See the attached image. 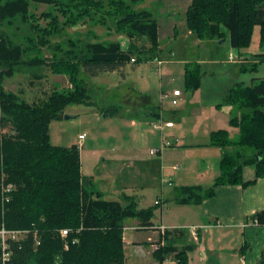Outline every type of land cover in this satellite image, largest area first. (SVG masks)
<instances>
[{
    "label": "trees",
    "instance_id": "obj_1",
    "mask_svg": "<svg viewBox=\"0 0 264 264\" xmlns=\"http://www.w3.org/2000/svg\"><path fill=\"white\" fill-rule=\"evenodd\" d=\"M139 1L142 0H0V227L28 231L9 244L8 264H125V220L137 218L142 226L151 224L154 207L138 208L129 195H123L121 200L103 197L92 187L91 179L81 176L78 144L55 145L49 136L50 121L62 118L65 106L90 102L82 72L95 76L118 70L127 62L153 59L158 67V21L151 11L132 7ZM37 3L49 8L39 15L29 12ZM85 17L93 23H110L114 32L126 35L127 47L122 48L118 40H84L77 45L79 42L70 39L66 50L53 51L50 57L29 56L37 43H45L47 36ZM28 18L36 20L30 22L29 28L37 30V42L13 41L5 27L15 19ZM40 18L46 20L41 28L36 25ZM185 22L199 39L220 38L224 28L233 48H247L255 26L259 27L260 43L264 42V0H190ZM255 56L264 60V53ZM21 66L31 67L35 78L42 77L40 69L46 66L53 74L66 75L71 87L54 88L45 97L28 103L2 86L4 76L13 75ZM201 75L197 62L185 63V90H197ZM223 103L235 108L229 124L238 129V138L232 139L227 129L211 131V143L225 148L220 173L202 195L192 189L201 188L199 185L182 186L181 193L187 195L178 200L180 203L201 202L213 196L220 184L246 186L264 177V78L248 85L237 83L226 93ZM159 117L158 114L156 119ZM230 147L234 150L227 151ZM245 165H253L254 177L250 180H243ZM7 185L9 190H2ZM250 217L253 223L264 224V209ZM62 228L67 229L65 236L60 234ZM163 244L154 251L160 262L172 253V264H190L187 251L191 245ZM258 264H264V250Z\"/></svg>",
    "mask_w": 264,
    "mask_h": 264
},
{
    "label": "rangeland",
    "instance_id": "obj_2",
    "mask_svg": "<svg viewBox=\"0 0 264 264\" xmlns=\"http://www.w3.org/2000/svg\"><path fill=\"white\" fill-rule=\"evenodd\" d=\"M189 2L190 0H142L133 4L134 9L151 11L157 21L161 23V26L165 28L166 33L162 32L160 39L162 57L157 59V63L161 61L160 71L157 70L153 59L152 61L144 60L138 63L127 62L119 70L95 76L84 75L82 72L81 76H84L86 80L90 102L68 104L63 109V114L70 115L71 118L65 119L62 115V118L52 119L49 123V136L52 144L70 146L76 143L79 145L81 176L91 179L94 183L92 185L94 189L104 190L103 197L121 200L122 197L118 195L116 187L124 183V185H129L130 188L133 186L132 192L135 194L134 199L138 207L152 204L153 199L160 195L161 205L165 210L168 206L170 209V213L166 212V214L169 217L172 215L174 217L179 216L185 221L184 223L190 221L187 214H190L192 212L190 209H195L193 207L196 206L191 205V208L177 206V204H183L178 200L183 195H187V193H181L182 184H185L184 186H201V188L192 187V189L195 194L202 195L208 189V185L207 187H204V185H211L214 183L215 177L219 175V162L222 155L221 153L211 152L216 149L212 147L218 148V146H212L209 136L206 137L205 145H181L180 148L185 149L186 152L184 150L180 157L175 155L178 143H176V146L174 144V146L169 147L172 152H168L170 154H166L167 156L156 153L154 139L160 135V131L152 128L150 124L152 116L148 115L144 107L140 105L143 98L139 96L147 94L153 100L150 103L156 102L159 104L160 98L159 92H157L159 73L163 75L161 82L164 89L178 87L184 93L175 97L176 104L171 102L172 92L168 93L167 97L161 95L164 109L175 107L177 111L189 110L181 116V121L186 122L184 130L189 131V122L194 117L192 109L199 106L204 115L214 119L212 115L214 107L208 106L210 104V90L206 86H203L201 92L198 90L193 93L185 90L182 79L184 63L197 58L204 59L211 55L220 63V60L226 59L228 53L231 52L234 54L235 59L242 55L252 57L255 53H264V42L260 43L259 41L258 26H255L251 43L247 48H233L230 45L228 31L224 28L222 37L204 38L201 43H198L197 37L188 33L185 25V10ZM48 8L46 4L37 3L30 7L29 12L39 15ZM34 21L36 22V20L30 18L25 21L15 19L5 29L15 42H24L26 39L37 42L39 38V35L35 33L37 30L32 31L33 27L29 28L30 22L35 23ZM45 24L46 20L40 18L36 25L41 28ZM171 24L172 26L175 25L174 33L171 30L172 27L170 28ZM109 26L110 23H108V26L93 23L88 17H85L75 25L64 26L62 32L47 36L45 43L42 45L37 43L38 45L34 46L29 56L35 54L48 56L53 51L58 53L67 49L68 42L71 43L70 39H73L76 43L79 42L77 45L84 40H119L122 48L127 47L128 38L126 35L114 32L113 28ZM34 29L36 28L34 27ZM141 42L139 40L138 44ZM38 47L39 49H37ZM164 55L166 58L163 57ZM200 68L203 72L202 76L205 72L207 73L203 78V84L205 85L221 80V76L218 75L220 71L216 68L222 69L223 74L227 72L226 75L232 77V82L242 81L244 84H251L253 81L258 82L261 78H264V60L256 62L254 67L248 64L246 69H241L240 65L236 63L223 65L202 63ZM31 69V67L21 66L20 71H23L24 74L15 73L10 77L4 76L2 86L6 90H12L20 97V89H27L26 93H28L29 98L32 97L36 100L45 97L54 88L63 90L71 87L68 79L62 75L53 78L59 81L53 86L54 84L48 81V78L52 76L48 68L43 67L40 69V72L44 75L41 80L31 76ZM212 74H215V76H211ZM161 94L165 95L166 93ZM186 99L187 102L185 103ZM199 101L203 104L197 105ZM187 104H189V109L186 107ZM111 105L118 107V112L104 115L102 110ZM131 119L136 123L135 126L131 124ZM147 121L148 123H146ZM177 121L178 119H175V122ZM227 127L229 136L234 140L237 139L238 129L229 124ZM79 134H83L85 138L79 139ZM161 134L166 140L169 139L167 132L162 131ZM151 149L154 153H150ZM226 149L227 151L234 150L232 147ZM157 157L159 160L155 159ZM170 160L172 161L170 162ZM172 163L176 166L175 168H172ZM103 183L106 186L105 188L102 187ZM180 183L182 184L179 185ZM162 191L163 194L161 195ZM158 203V200L155 201V204ZM159 207L160 205L155 206L156 219L159 218ZM132 222V218L125 220L126 225H130ZM183 230L185 236L177 241L178 244L200 243L192 238L188 227ZM211 231L208 242H206L207 245L210 244V241L214 242L218 245L216 248L222 251L226 246L234 243L233 238L226 237L223 226L211 229ZM133 232L132 229L125 227V239H130ZM199 238L200 244H202L201 234ZM235 254L237 258V253ZM135 258L140 260L138 254Z\"/></svg>",
    "mask_w": 264,
    "mask_h": 264
},
{
    "label": "crops",
    "instance_id": "obj_3",
    "mask_svg": "<svg viewBox=\"0 0 264 264\" xmlns=\"http://www.w3.org/2000/svg\"><path fill=\"white\" fill-rule=\"evenodd\" d=\"M185 25H186V22H185ZM171 27H172L171 30L174 33L175 25L172 26L171 24L170 28ZM162 32L166 33L165 28L164 26L162 27L161 23L158 22V33H159L158 39H159L160 52L162 49V47L160 46V39H161ZM187 32L192 34L188 29H187ZM196 40L198 43L202 42L201 41L202 39L197 38ZM255 55H257V53H255L252 57L242 55L241 57L236 58L235 61L227 60V57H226V59L225 58L221 59L220 63L218 60H215V58L212 55L204 59L197 58L196 60H193V61L197 62L199 65H201L202 63H208L212 65H215V64L223 65L226 63H236L240 65L241 69L243 68L245 69L248 64H252L254 62L260 61V57L255 56ZM48 56H51V54ZM48 56H45V57H48ZM158 57H162L161 53H159L157 58ZM163 57L166 58L165 55ZM188 62H191V61H188ZM185 63H187V61ZM44 67L48 68L46 66ZM216 69H219L220 71L218 75L221 76V80L216 81L212 84L205 85L203 84V78H205L204 76H206L207 74L205 72L203 76L201 75V82H200L199 88L193 92L195 93L198 90H200L201 92L203 86H206V88L210 90V104L208 106L214 107V113H212L214 119H212L211 117H208V115H204L201 107L196 106V108L192 109V112H193L192 115H194V117H192V120L189 122L190 124L189 131L184 130V125L186 124V122L184 120L181 121L182 119L181 116L184 115L189 110L183 109L182 111H177V108L175 107H167V109H164V106L162 104L163 102L160 99H159V104L156 102L150 103V101L153 102V100L150 99L149 95L146 94V95L139 96L143 98L140 105L144 107V110L148 115L152 116L150 121H153L154 119H156L157 115L159 114V116L161 115V117H164L167 121L173 122L172 126L170 127L164 126L163 129L161 130H158L152 127L153 129L160 131L159 132L160 135L154 139L155 140L154 144L156 147L155 149L160 150L162 148L161 142L164 138L161 134L162 131L167 132L168 133L167 137L171 140V145L166 146L163 149H161L162 150L160 153L161 156H167L166 154H170L168 152H172V149L171 148L169 149V147L174 146V144L176 146V143H178L179 145L177 147L178 149H175L176 150L175 155L180 157V155L183 154L185 150V149L180 148L181 145H186V146L187 145H190V146L205 145L206 137L209 136L210 138L211 131L216 130V129H227L229 131L227 127L229 124V119L235 114L236 111L232 105L227 104V103H222V102H223V99L226 93L234 85H236L239 82H241L242 84L244 83L242 81L237 82L236 80H235L236 82H232V77L226 75L227 72L223 74L222 69L221 70L220 68H216ZM157 70L160 71V67L159 68L157 67ZM15 73L24 74L23 71H20V67L17 71L14 72V74ZM102 73H105V72H101L99 74H102ZM99 74H96V75H99ZM183 74H184V67H183ZM183 74H182V77H183ZM51 75L52 76L48 78V81L50 83H53L54 85L53 84L52 85L55 86V84L57 82L59 83V81L53 78H55L56 76H61L62 74L51 73ZM42 76L44 78L43 74ZM62 76L67 78L66 75H62ZM162 76L163 75H160L159 73V87L157 90V92H159L158 93L159 98H160V95H163L161 93H171L173 91V90L171 91V89L173 88H168V89L163 88V84L161 82ZM211 76H215V74H212ZM35 79H38V78H35ZM41 79L42 77L39 78V80ZM244 85H248V84H244ZM174 89H179V88L174 87ZM7 91H12V90H7ZM27 91H28L27 89L26 90L20 89L21 98L26 100L28 103L36 102L37 100L35 98H32V97L29 98L28 93H26ZM181 94L183 95L184 93L180 90V95ZM174 97H177V96H174ZM39 99L40 98H38V100ZM186 102H187V99L185 100V103ZM193 103H196V102H193ZM201 104L203 103L199 101L197 105H201ZM217 104L220 106H218ZM188 106L189 104H187L186 106L187 109H189ZM117 110H118V107L111 105L110 107L103 109L102 112L104 113V115H111V114L117 113L118 112ZM175 119H178V121L175 122ZM146 123H148V121ZM131 124L133 126L136 125V123L132 119H131ZM84 138L85 137H83L82 139ZM212 146H218V145L213 144ZM212 148H216V149H213V151H211L212 153H218V154L221 153L222 156L225 153V148L223 147L218 146L219 149L217 147H212ZM79 151H80V148H79ZM171 155L173 154L171 153ZM155 159L159 160L158 157ZM171 161L172 160H170V162ZM171 166L172 168H174L175 165L172 163ZM242 177H243V180H250L254 177L253 165L243 166ZM91 184L94 185L93 181ZM181 184L182 183H180L179 185ZM182 185L184 186L185 184H182ZM207 185H208V188L211 186L209 184H205L204 187H207ZM102 187L104 188L106 187L104 186V183ZM132 187L130 188L129 185H124L123 183L117 186L116 190L118 191V195L121 197L123 195H129L134 198L135 194L132 192L133 191ZM97 190L101 191L102 194L105 193V191L100 188H97ZM162 194H163V191L161 192V195ZM159 196L160 195H157L153 199L152 204H146L148 206L138 207L137 205L138 208H146L149 206L154 207L153 217L151 218L150 225L148 226L140 225V221L137 218H132L133 222L130 225L125 224V227H128L134 231L132 233V236H130V239L128 240L125 239L124 231H123V242H124L123 248H124V256H125V260H124L125 264H172L174 262L172 253L167 254L164 260L161 262L158 258V255L154 253V251L157 249L156 246H158L160 243L164 245L163 243H167V242L174 243L175 245H178V246L191 245L192 247L188 248V251H187L188 262L190 264H258L259 263V260L264 250V224L253 223L250 216L253 213H255V211L264 209V177H261L255 183H252L246 186H242L241 184H220L215 187L213 196L204 198L201 202H198L197 204L192 203V202H188V204L187 203L177 204L178 207L187 206V208H191L190 207L191 205L196 206V207H193L195 209H192V208L190 209L192 211L190 212V214H187L190 221H186V223H184L185 221L181 219V217L179 216L174 217L172 215L169 217L166 214V212L170 213L169 206L165 210L163 205H161V200H160L161 197ZM157 200L159 201V203L155 204V201ZM154 205L155 206L160 205L158 219L155 218L156 209ZM191 218H194V219H191ZM161 224L166 226V229L164 232L158 228V226ZM196 224L206 225L205 228H200L198 230V240L197 241L201 243L200 238H199V235L201 234V239L203 243L202 244L200 243L178 244L177 241L182 239L185 236V231L183 229L187 228L188 225H196ZM221 226H223L224 230L226 231L225 232L226 237L234 239V243L230 244L229 246H226L225 249L222 250L223 252L216 248V246L218 245L214 242L210 241L209 245L206 244V242H208L210 234L212 233L211 229L213 230L214 228L221 227ZM150 247H152V249H150ZM235 253H237V258L235 257L236 256ZM137 254L140 260H137L135 258Z\"/></svg>",
    "mask_w": 264,
    "mask_h": 264
},
{
    "label": "built area",
    "instance_id": "obj_4",
    "mask_svg": "<svg viewBox=\"0 0 264 264\" xmlns=\"http://www.w3.org/2000/svg\"><path fill=\"white\" fill-rule=\"evenodd\" d=\"M131 60H134V58H131ZM227 60H230V61L236 60L234 57V54L232 52L228 54ZM157 64L159 67L161 64V61H158ZM179 95H180V90L179 89H173V91H172L173 98L171 99L172 104L177 103V100L174 96H179ZM162 96L167 97L168 93H166L165 95H162ZM150 124L153 128L161 130V129H163L164 126H166V127L172 126L173 122L167 121V120L165 121L162 117H159L157 119H154ZM83 137H84L83 134L79 135L80 139H82ZM161 143H162L161 149H163L166 146L171 145L170 141L166 140L165 138H163ZM161 149L160 150L156 149V153L160 154L162 151ZM150 153H154V151L151 149ZM174 168H175V166H174ZM9 188H10V186L7 185V187L3 188L2 190L8 191ZM205 227H206V225H190V226H188L189 231L195 240H198V230L200 228H205ZM158 228L164 232L166 229V226L161 224L158 226ZM27 232L28 231L25 229H9V228H6L4 226L0 227V248H1L0 264H8V260H9L10 255H11V250L9 248V244L11 242H15V241L23 238ZM60 234L62 236H65L67 234V229L66 228L60 229ZM156 248H157V246H156Z\"/></svg>",
    "mask_w": 264,
    "mask_h": 264
},
{
    "label": "water",
    "instance_id": "obj_5",
    "mask_svg": "<svg viewBox=\"0 0 264 264\" xmlns=\"http://www.w3.org/2000/svg\"><path fill=\"white\" fill-rule=\"evenodd\" d=\"M63 117H64L65 119H70V118H71V116H70V115H67V114H63Z\"/></svg>",
    "mask_w": 264,
    "mask_h": 264
}]
</instances>
